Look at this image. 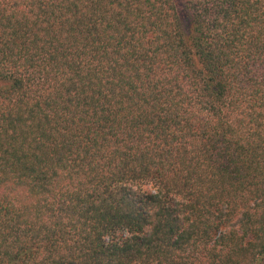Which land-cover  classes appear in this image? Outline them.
Listing matches in <instances>:
<instances>
[{"label":"trees","instance_id":"trees-1","mask_svg":"<svg viewBox=\"0 0 264 264\" xmlns=\"http://www.w3.org/2000/svg\"><path fill=\"white\" fill-rule=\"evenodd\" d=\"M0 264H264V0H0Z\"/></svg>","mask_w":264,"mask_h":264}]
</instances>
